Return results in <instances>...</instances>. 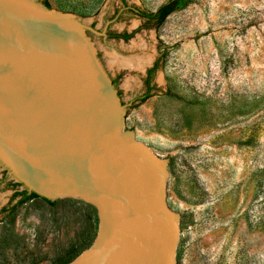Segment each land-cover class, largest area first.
Masks as SVG:
<instances>
[{"label": "rangeland", "instance_id": "rangeland-1", "mask_svg": "<svg viewBox=\"0 0 264 264\" xmlns=\"http://www.w3.org/2000/svg\"><path fill=\"white\" fill-rule=\"evenodd\" d=\"M35 1L93 30L84 33L123 107L122 129L166 160L175 264H264V0H191L159 27L127 8L153 12L168 0ZM23 189L0 164V264H56L97 231L79 199L9 211Z\"/></svg>", "mask_w": 264, "mask_h": 264}, {"label": "water", "instance_id": "water-1", "mask_svg": "<svg viewBox=\"0 0 264 264\" xmlns=\"http://www.w3.org/2000/svg\"><path fill=\"white\" fill-rule=\"evenodd\" d=\"M86 30L35 0H0V164L28 192L95 208L96 236L69 264H175L166 160L122 129Z\"/></svg>", "mask_w": 264, "mask_h": 264}, {"label": "trees", "instance_id": "trees-1", "mask_svg": "<svg viewBox=\"0 0 264 264\" xmlns=\"http://www.w3.org/2000/svg\"><path fill=\"white\" fill-rule=\"evenodd\" d=\"M191 0H168L166 3L160 5L155 11L153 12H148V11H142L139 12V17L142 19H145V25H151L154 27H159L163 24V22L165 21V19L171 15L176 8L179 5L182 6H186L188 3H190ZM44 6H46L47 8H49L47 3H42ZM119 37V36H117ZM130 38L129 36H125V39L128 40ZM157 62L154 64V67L156 68ZM153 69V68H152ZM152 69L147 71V74H150L152 71ZM157 69V68H156ZM154 70V69H153ZM147 84V83H146ZM151 97L150 94H146L140 98H138L136 101L139 104L144 103L146 100H148ZM19 197L17 202L11 207V210L9 211H14L15 209H17L18 207H20L21 205L37 199V198H41L43 201L49 203L50 205H53V202L50 200H47L45 198L39 197L38 195H36L33 192H28L27 190L23 189L20 192H15L13 195V198ZM88 208L91 211V214L94 218L95 221H97V215H96V210L94 207L92 206H88ZM1 211L3 213L5 212H9L6 208H2ZM97 232V231H96ZM96 232L93 233L91 236L89 237H85L84 240L82 242H80L79 244V248H75V250H69L68 253H66L61 259H59V261L56 264H69L71 261H73L76 257H78L84 250L88 249L90 247V245L92 244L95 236H96Z\"/></svg>", "mask_w": 264, "mask_h": 264}, {"label": "flooded vegetation", "instance_id": "flooded-vegetation-1", "mask_svg": "<svg viewBox=\"0 0 264 264\" xmlns=\"http://www.w3.org/2000/svg\"><path fill=\"white\" fill-rule=\"evenodd\" d=\"M128 9V11L129 12H131V13H133V14H135V16L136 17H138L140 20H142L144 23H145V19H142V18H140L139 17V12H142L141 10H139V9H134V8H127ZM129 35H131V33L129 34V33H122V34H110V33H107V31H106V39H111V40H121V41H127L126 39H125V36H129ZM117 36H119V37H117ZM129 40V39H128ZM157 62V65H156V68L158 67V61H155L154 63H153V65H152V67L151 68H149L148 70H150V69H152L151 71V73L150 74H147V72H146V74H145V78H144V81H143V86H144V91H143V93L141 94V96L140 97H142V96H144V95H146V94H150L151 92H152V89H151V83H152V80H153V73L155 72V70H156V68L154 67V64ZM147 70V71H148ZM147 83V84H146ZM140 97H138V98H140Z\"/></svg>", "mask_w": 264, "mask_h": 264}, {"label": "bare ground", "instance_id": "bare-ground-1", "mask_svg": "<svg viewBox=\"0 0 264 264\" xmlns=\"http://www.w3.org/2000/svg\"><path fill=\"white\" fill-rule=\"evenodd\" d=\"M127 61L130 62V61H132V60H130V59H129V60H126V61H123V60H121V61L119 60V61H118V60H117L116 62H117L119 65L127 66V64H126V63H128ZM133 61H134V60H133ZM116 62H115V63H116ZM144 65H145V64H144ZM144 65H143V66H144Z\"/></svg>", "mask_w": 264, "mask_h": 264}]
</instances>
